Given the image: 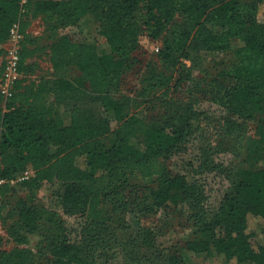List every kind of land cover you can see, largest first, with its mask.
I'll return each instance as SVG.
<instances>
[{"label":"trees","instance_id":"16d2710c","mask_svg":"<svg viewBox=\"0 0 264 264\" xmlns=\"http://www.w3.org/2000/svg\"><path fill=\"white\" fill-rule=\"evenodd\" d=\"M263 4L264 0H0V78L2 45L12 26L19 23L24 34L22 77L11 96L0 91V172L6 179L0 186V219L7 207L3 201L15 189L10 180L28 166L34 169L20 182L30 194L19 202V222L7 231L12 241L24 242L25 232L47 221L53 233L41 254L48 264H96L94 251L108 253L117 247L125 252L126 264H186L178 250L158 246L156 231L142 224L143 217L164 207L189 223L185 249L222 255L236 264H264V245H258L249 231V216H264V121L257 124L247 152L256 167L215 162L220 144L210 141L201 147L197 167L173 173L166 163L202 128L200 116L206 115L195 108L200 98L227 111L225 135L240 144L238 150L244 148L247 123L264 113V21L259 18ZM40 15L52 21L48 47L54 74L51 80L30 82L27 75L34 63L29 57L42 48L38 43L32 46L30 26ZM177 15L184 21L175 22ZM64 26L77 27L85 35L57 34ZM94 29L105 46L94 37ZM144 29L153 38L165 37L160 57L172 67L183 66L196 51L217 55L210 85L196 86L187 102L171 101L175 111L164 119L150 117L143 108L131 112L129 100L118 93ZM69 69L77 70V76L61 73ZM152 78L156 81L149 86H165L164 95L191 79L190 72H181L174 85L172 76L163 72ZM59 113H68L69 121ZM115 121L119 126L113 132ZM208 172L230 180L215 207L208 203L206 185L199 178ZM46 182L59 183L55 194L66 212L85 218L80 239L70 235L55 211L33 201ZM34 261L27 248L0 251V264Z\"/></svg>","mask_w":264,"mask_h":264},{"label":"rangeland","instance_id":"374dc122","mask_svg":"<svg viewBox=\"0 0 264 264\" xmlns=\"http://www.w3.org/2000/svg\"><path fill=\"white\" fill-rule=\"evenodd\" d=\"M260 20L264 21V4L262 5L259 13ZM140 20H142L140 18ZM184 21L181 15H177L175 22ZM51 22V23H50ZM39 25H45L44 28L33 29L37 32L36 35L32 33L35 44L42 46L40 53L34 54L33 67L29 74H38L43 79L51 80L54 74V69L49 65L48 53L44 51L47 41H51L53 31L50 30L52 21L45 20ZM43 27V26H42ZM96 36L95 38L105 46V39L100 36L97 29L92 30ZM39 32V33H38ZM68 33L79 38L85 35L79 28L73 26H64L57 31V34ZM56 34V32H55ZM93 37V35H92ZM44 38V40H42ZM164 36L153 38L149 35L148 30H143L139 37V46L133 52V58L127 67L118 87V93L129 100L131 112H136L140 109H145L150 117L167 118L170 113L175 111L170 108L171 101H189L191 94H196V86L208 87L211 83L213 75L216 73L212 69L214 58L217 56L215 53L200 50L192 53V58L184 59L183 66L172 67L162 61L160 57V49L163 46ZM44 42V43H42ZM47 57L44 58V56ZM163 72L166 77L172 76L171 83L175 84L176 78L179 77L181 72H190L191 79L183 82L182 85L172 87L168 95H164L165 86L158 85L157 87L149 86V82H155L152 76L154 73ZM60 73V72H59ZM61 73L69 75L72 78L76 77L78 72L75 69L62 70ZM205 79V80H203ZM200 96L199 93H197ZM182 103V102H179ZM178 103V104H179ZM183 106V105H182ZM195 108L199 112L205 113L200 116L202 121V128L194 134L187 146L174 153L166 160L167 165L173 173H185L191 167L198 166V156L201 152V147L208 141L220 149L214 153L213 159L219 164L224 166H236L238 168L256 167L257 164L247 157L248 147L255 136V129L260 121H264V113H258L256 118L247 123V128L243 135L244 148L239 149L238 143L234 139L229 141V137L225 135V122L227 111L218 103L209 98H200ZM58 117H64L69 121L68 113H59ZM119 126L118 122L112 124L113 132ZM241 135V136H242ZM113 138V133L110 134ZM232 146L237 150H231L228 147ZM227 148V149H226ZM236 152V153H235ZM239 154V155H238ZM192 163L190 166L189 163ZM1 166V155H0ZM34 174V169L28 166L26 170L21 172L10 180L11 184L15 187L12 191L13 194L9 195L3 202L7 204L4 210L3 217L0 219V251L3 249H11L14 246L27 248L32 251L34 255V264H48L49 259L46 255L41 254V249L47 245L49 236L53 233L52 226L49 222L44 221L38 230L33 232H25L26 240L24 242H13L7 234V231L14 223L19 222L18 206L22 199H26L30 192L29 189L21 186L20 182L29 178ZM200 180L206 185L208 194V203L215 207L221 200L225 190L230 186L229 177L219 174L217 172L203 173L199 176ZM59 183H44L37 192L36 198H33L39 206H45L57 213L61 218L70 235L74 238L80 239L82 226L85 223V218L80 214H73L66 212L65 208L59 204L55 194ZM2 201V200H1ZM1 203V202H0ZM134 216V215H133ZM142 224L153 228L157 234V244L160 247L170 250H178L182 255L186 264H236L235 260L227 261L222 255L209 256L205 252H194L183 247V241L190 232L189 223L185 217L173 215L169 209L161 207L155 210L147 217H143ZM249 231L254 234V239L258 245H264V216L250 215L249 216ZM137 230V228H136ZM102 249L94 251L96 264H126L128 259L125 252L117 247L116 249ZM100 253L101 255L97 256ZM108 254V256H105Z\"/></svg>","mask_w":264,"mask_h":264},{"label":"built area","instance_id":"2783aa9c","mask_svg":"<svg viewBox=\"0 0 264 264\" xmlns=\"http://www.w3.org/2000/svg\"><path fill=\"white\" fill-rule=\"evenodd\" d=\"M24 34L20 29V24L15 23L10 31L9 39L2 47L5 54L2 57L4 62L3 74L0 78V91L5 97L11 96L15 82L22 77L20 71V47ZM6 182V179L0 172V186Z\"/></svg>","mask_w":264,"mask_h":264},{"label":"crops","instance_id":"0c3cea01","mask_svg":"<svg viewBox=\"0 0 264 264\" xmlns=\"http://www.w3.org/2000/svg\"><path fill=\"white\" fill-rule=\"evenodd\" d=\"M39 22H44V20H43V15H40V16H38V17H36V18H33L32 19V23H31V26H30V32L31 33H33L34 35H36L37 34V32H33L34 30L33 29H36V28H44V24L43 25H39V27H38V25L37 24H40ZM43 26V27H42ZM33 28V29H32ZM39 33V32H38ZM42 40H44V38L42 39ZM46 41V43H44V42H42V43H44V45H47L46 46V48H45V52H46V54L48 53V59H49V65H51V68L53 69V67H52V63H51V61H50V57H49V47H48V44H49V42L50 41H47V39H45ZM40 50H41V47H40V49H37V51H36V53L35 54H39L40 53ZM45 57H47V55H45L44 56V58ZM35 57H33L32 58V56L31 57H29V62H33ZM27 77H28V81H34V82H38L39 80H41L42 79V77L41 76H39L38 74H36V73H32V74H28L27 75ZM52 77H53V75H52Z\"/></svg>","mask_w":264,"mask_h":264}]
</instances>
